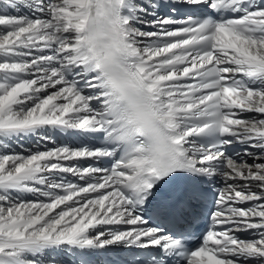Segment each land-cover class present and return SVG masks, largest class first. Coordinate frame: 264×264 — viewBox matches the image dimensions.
I'll use <instances>...</instances> for the list:
<instances>
[{"label": "snow or ice", "instance_id": "snow-or-ice-1", "mask_svg": "<svg viewBox=\"0 0 264 264\" xmlns=\"http://www.w3.org/2000/svg\"><path fill=\"white\" fill-rule=\"evenodd\" d=\"M0 264H264V0H0Z\"/></svg>", "mask_w": 264, "mask_h": 264}, {"label": "clouds", "instance_id": "clouds-1", "mask_svg": "<svg viewBox=\"0 0 264 264\" xmlns=\"http://www.w3.org/2000/svg\"><path fill=\"white\" fill-rule=\"evenodd\" d=\"M100 26L99 25H91L90 26V30H89V34L90 35H96L99 31H100ZM97 43L99 44L100 42L97 41ZM132 63V61L130 59L124 58V57H116L113 58L112 60L109 61L107 67H106V72L108 73L109 79L114 80L120 84L123 85H127L129 83V76H130V67L129 65ZM128 94L129 96L137 103H143V97L138 93V91L134 88L129 87L128 88ZM157 127H161L159 124H157ZM165 135L167 134L166 132L164 133ZM139 147V146H136ZM130 151L135 152L136 149L133 148ZM143 156L139 153H137L136 155H132L129 157V160L126 161V163H128L130 160H138V159H142ZM166 159V155L164 157ZM146 171V169H145ZM150 177L147 175H139L137 177V181L136 182H142L144 180L149 179ZM129 192L131 195H135L136 192L131 189V187H129Z\"/></svg>", "mask_w": 264, "mask_h": 264}, {"label": "bare ground", "instance_id": "bare-ground-1", "mask_svg": "<svg viewBox=\"0 0 264 264\" xmlns=\"http://www.w3.org/2000/svg\"><path fill=\"white\" fill-rule=\"evenodd\" d=\"M48 147H52V145L49 144Z\"/></svg>", "mask_w": 264, "mask_h": 264}]
</instances>
